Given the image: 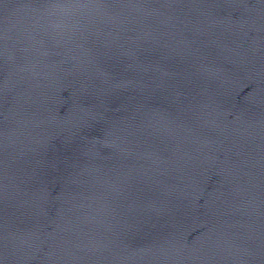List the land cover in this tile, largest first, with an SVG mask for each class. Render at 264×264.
<instances>
[{
  "label": "water",
  "instance_id": "water-1",
  "mask_svg": "<svg viewBox=\"0 0 264 264\" xmlns=\"http://www.w3.org/2000/svg\"><path fill=\"white\" fill-rule=\"evenodd\" d=\"M0 264H264L190 0H0Z\"/></svg>",
  "mask_w": 264,
  "mask_h": 264
}]
</instances>
